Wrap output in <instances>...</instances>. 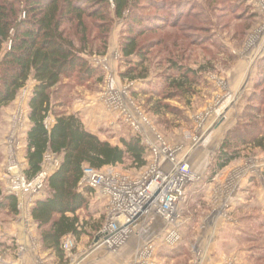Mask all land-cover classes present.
I'll use <instances>...</instances> for the list:
<instances>
[{
  "label": "rangeland",
  "instance_id": "374dc122",
  "mask_svg": "<svg viewBox=\"0 0 264 264\" xmlns=\"http://www.w3.org/2000/svg\"><path fill=\"white\" fill-rule=\"evenodd\" d=\"M166 2L164 14L151 8L142 10L148 20L169 18L163 30L142 37L146 62L135 76L145 75L146 78L130 81L122 77L133 65L127 61L139 63L140 60L137 56L129 60L122 58L120 41L126 24L117 21L111 31L108 53L90 59L100 67L102 81L98 82L97 76L86 85L75 87L68 98L67 109L78 113L88 124H97L101 136L114 146L122 147L123 139L129 140L135 135L141 137L147 149L145 167L138 168L127 159L123 165L101 171L113 169L137 178L148 171L163 147L176 152L178 159L189 162L195 180L188 183L180 204V218L174 228L179 237L169 243L167 234L171 229H167L147 242L142 249L153 246L154 251L147 261L144 260L146 264H264V210L259 209L256 198L248 209L242 207L238 212L227 214L216 240L207 236L202 242L198 232L201 222L217 217L220 206L231 202L232 191L233 195L236 193L235 183L228 180L224 200L219 195L214 198V192L209 189L216 184L217 175H229L238 167L245 178L248 170L251 171L250 180L255 181V189L260 186L256 176H259L258 171H264V151L251 145L240 146L238 158L216 175L212 174L222 143L228 132L238 126L264 70V0ZM177 12L182 15L178 23L173 16ZM175 67L192 71L190 77L197 78L198 84L193 86L191 93H179L172 98L170 94L178 92L171 85L181 76ZM33 87V82L29 83L0 117V187L6 194H17L20 201L25 194L14 187L24 177L26 159L23 150L20 154L19 151L25 144L27 127L24 121L18 126L19 121L13 122V118L18 111L22 117L28 109ZM256 103L263 109L259 121L262 123L264 104ZM88 116L90 120H87ZM228 149L234 151L235 145ZM56 160L52 166L49 160L46 161V168L51 166L49 169L54 172ZM166 160L162 155L159 162L163 165ZM253 192L248 196L252 197ZM37 195H33L34 199ZM22 208L19 205L16 217L0 214L1 251L9 246L3 234L18 221ZM30 211L31 207L28 213L31 217ZM108 211V197L100 190H94L88 209L79 213L81 220L88 223L86 234L79 240L68 238L74 242L73 253L79 247L88 250L102 246L95 240L107 224ZM235 218H239L237 223ZM34 227L39 235L36 224ZM211 247L216 250L212 255L208 253ZM67 258L70 264L68 255ZM138 258L137 255L135 264H138Z\"/></svg>",
  "mask_w": 264,
  "mask_h": 264
},
{
  "label": "trees",
  "instance_id": "16d2710c",
  "mask_svg": "<svg viewBox=\"0 0 264 264\" xmlns=\"http://www.w3.org/2000/svg\"><path fill=\"white\" fill-rule=\"evenodd\" d=\"M167 5L166 0H0V117L33 82L27 102L29 127L23 174L27 181H33L49 155L59 161L30 215L39 230L42 248L54 252L63 263L68 259L64 241L68 237L79 240L88 226L79 213L88 209L94 189L81 191L84 169L101 171L123 165L127 159L138 168L147 165V149L139 135L123 139L122 147L102 140L86 128L78 113L68 111V98L75 87L97 76L98 82L102 81L100 67L90 59L108 53L117 21L126 24L120 41L122 58L137 56L140 60L127 61L133 65L122 77L130 81L145 79V75L135 76L146 62L142 37L163 30L169 18L148 20L142 10L151 8L164 14ZM173 16L178 23L182 15L177 12ZM175 68L181 76L171 85L178 92L171 93L172 98L191 93L198 84L197 78L190 77L192 71ZM256 102L264 104V70L238 126L222 143L212 176L238 158L240 146L264 151V121L259 122L263 109ZM50 118L54 119L52 125L48 124ZM233 145L231 152L228 148ZM19 204L17 194H6L0 187V214L18 216Z\"/></svg>",
  "mask_w": 264,
  "mask_h": 264
},
{
  "label": "built area",
  "instance_id": "2783aa9c",
  "mask_svg": "<svg viewBox=\"0 0 264 264\" xmlns=\"http://www.w3.org/2000/svg\"><path fill=\"white\" fill-rule=\"evenodd\" d=\"M162 155L169 161V168L164 169L160 164ZM156 157L148 171L137 178L122 175L113 169L109 171H98L90 167L84 169L80 183L81 191L86 188L97 189L109 199L107 224L98 235L100 245L111 249L122 247L136 223L142 218L163 219L168 229H171L167 234L168 242L172 243L178 239L179 236L174 228L177 227L180 218L178 214L180 204L184 199L188 183L194 181L195 177L189 162L178 159L176 152L171 149L163 147ZM48 160L52 166L55 157L49 155L46 161ZM45 164L42 172L33 181H26L23 177L15 183L14 188L24 194H41L46 179L53 173V170L49 169L51 166L46 168ZM55 164L58 167L57 160ZM15 189L12 192H15ZM68 238L63 243V249L71 258L74 242ZM153 251V246L142 249L138 254V264H146Z\"/></svg>",
  "mask_w": 264,
  "mask_h": 264
},
{
  "label": "crops",
  "instance_id": "0c3cea01",
  "mask_svg": "<svg viewBox=\"0 0 264 264\" xmlns=\"http://www.w3.org/2000/svg\"><path fill=\"white\" fill-rule=\"evenodd\" d=\"M28 112V109L25 110L21 117L19 116L20 114L18 111V115L14 116L13 122L19 121L18 126H20V122L24 121L28 130ZM87 120H90L89 116L87 117ZM49 121H51V125L54 123L53 118L48 119V124ZM83 123L90 132L99 136L102 140H106L104 135L101 136L97 124L92 122L91 124H88L86 120H83ZM22 150L24 153V156H22L25 157L26 141L19 151V154ZM168 164L169 162L166 160L163 162L164 166H162L164 168H169L170 164ZM24 166H26V160ZM250 173L251 171L248 170L246 173L248 176L245 178L243 170L236 167L229 175L225 173L224 175L220 174L216 176V184L209 189L214 192V198L219 195L222 198L220 199L224 200L226 196L225 189H228L227 184L225 183L228 180L233 184L235 183V189L237 190L235 195H233L232 191L231 202H226V207L220 206L221 210L218 212L217 217H213L211 220L204 219L201 222L202 226L199 227L198 232L202 242L208 238L207 236H212L213 240H216L218 231L222 228L227 219V214L235 211L238 212L239 208L242 207L248 209L250 204H253L255 201V198L258 207L260 206L259 209L262 208V210H264V171H258L257 175L259 176H256V178H258L260 186L256 189L254 187L255 181L250 180V177L252 176ZM252 174H254V172H252ZM252 191H254L253 193H255L256 196L254 194L252 197H249V192ZM43 195L44 192L39 194V196L37 195V198ZM37 198L35 197L34 199L33 195L31 196L30 194H25L22 197L19 204L23 207L21 216L18 218V221L11 224L9 230L3 234L6 238L7 245L9 246L6 247L5 251L0 250V264H68V261L66 260L63 263L54 252L44 250L39 235L34 231L35 224H33L32 218L28 213L29 208L33 206ZM224 202L225 201H223V203ZM252 206L254 207L255 205ZM223 211L225 213H222ZM262 213H264V211ZM234 220L237 223L239 218H235ZM167 229L168 226L166 222L161 218H142L136 223L134 230L131 232L128 240L122 247L115 250L108 249L105 245H102L101 247L95 246L88 250L79 247L70 258V264H135L136 256L145 244L159 237ZM202 249L205 250V247L202 246ZM210 249L208 252L210 255L216 253V250L213 247Z\"/></svg>",
  "mask_w": 264,
  "mask_h": 264
},
{
  "label": "water",
  "instance_id": "95a60500",
  "mask_svg": "<svg viewBox=\"0 0 264 264\" xmlns=\"http://www.w3.org/2000/svg\"><path fill=\"white\" fill-rule=\"evenodd\" d=\"M115 234H116V233H115ZM98 241H99V237L96 238L95 243H98Z\"/></svg>",
  "mask_w": 264,
  "mask_h": 264
}]
</instances>
